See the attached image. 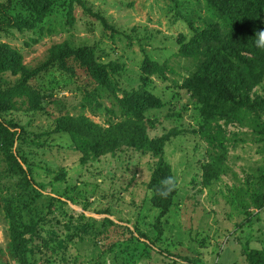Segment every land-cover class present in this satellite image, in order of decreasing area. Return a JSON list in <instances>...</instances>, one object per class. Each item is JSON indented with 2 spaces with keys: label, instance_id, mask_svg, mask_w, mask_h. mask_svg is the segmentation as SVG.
I'll use <instances>...</instances> for the list:
<instances>
[{
  "label": "rangeland",
  "instance_id": "1",
  "mask_svg": "<svg viewBox=\"0 0 264 264\" xmlns=\"http://www.w3.org/2000/svg\"><path fill=\"white\" fill-rule=\"evenodd\" d=\"M63 1L2 41L29 69L56 44L91 47L99 64L118 68L117 89L96 85L80 68L72 77L55 70L38 81L50 96L41 110L0 113L9 138L21 134L12 144L0 137V264H248L245 247L264 250V207L253 205L264 183V76L251 93L257 114L208 123L180 88L199 62L177 55L208 29H227L206 1L82 0L72 8ZM11 14L29 19L21 9ZM147 59L169 65L167 81L145 75ZM139 88L161 103L145 115L156 123L149 137L176 134L160 156L177 184L164 215L149 186L159 157L125 147L84 156L59 131L78 120L104 135L136 119L123 115L116 96ZM16 152L27 158L26 180L9 169ZM34 224L42 227L35 238Z\"/></svg>",
  "mask_w": 264,
  "mask_h": 264
},
{
  "label": "trees",
  "instance_id": "2",
  "mask_svg": "<svg viewBox=\"0 0 264 264\" xmlns=\"http://www.w3.org/2000/svg\"><path fill=\"white\" fill-rule=\"evenodd\" d=\"M204 1L224 20L227 29L224 32L218 28L208 29L196 40L182 45L177 55L199 62V67L182 82L180 88L190 95L208 123L225 118L237 119L243 113L257 114L260 104L252 99L251 93L264 76V50L258 49L255 44L259 32L264 31V0ZM75 4L84 7L82 0H70L71 8ZM54 5V0H6L1 6L4 20L0 22V113L41 110L50 96L42 86H38V81L55 70L72 77L76 69L80 68L96 85H110L116 91L118 68L115 64H99L91 47L76 49L68 42L56 44L43 64L29 69L24 64L22 54L2 41V34L11 35V30L23 33L25 29L44 21L53 13ZM17 9L26 12L29 19L22 14L13 16L11 12ZM143 71L147 77L157 76L167 81V75L172 70L167 63L159 64L147 59ZM6 75L16 79L8 81ZM147 77L142 78L144 85H147ZM116 102L123 115H131L136 119L104 135L82 127L78 120L62 122L59 131L68 134L84 156L92 155L98 159L125 147L143 154L152 153L160 158L163 147L176 134L150 138L148 132L156 129V123L145 118V115L160 108L161 103L145 88L124 92L122 98L116 96ZM261 135L264 136V133ZM9 136L0 122L1 138L9 140L11 144L21 141V134ZM22 164L28 165L24 155L16 152V155L10 156V171L26 180L31 170L28 168L25 171ZM149 186L152 205L162 215L167 214L177 194V184L170 166L162 158L156 164ZM253 205L260 209L264 207V183L263 190L254 194ZM41 229L39 224H34L30 226L29 233L35 238ZM243 254L248 264H264V250L245 247Z\"/></svg>",
  "mask_w": 264,
  "mask_h": 264
},
{
  "label": "clouds",
  "instance_id": "3",
  "mask_svg": "<svg viewBox=\"0 0 264 264\" xmlns=\"http://www.w3.org/2000/svg\"><path fill=\"white\" fill-rule=\"evenodd\" d=\"M255 44L258 49L264 50V31L259 32ZM169 183H171V181H169Z\"/></svg>",
  "mask_w": 264,
  "mask_h": 264
}]
</instances>
